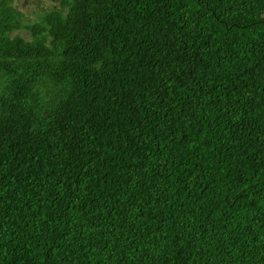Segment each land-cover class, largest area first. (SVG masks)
<instances>
[{
  "label": "trees",
  "instance_id": "16d2710c",
  "mask_svg": "<svg viewBox=\"0 0 264 264\" xmlns=\"http://www.w3.org/2000/svg\"><path fill=\"white\" fill-rule=\"evenodd\" d=\"M0 264H264V0H0Z\"/></svg>",
  "mask_w": 264,
  "mask_h": 264
},
{
  "label": "rangeland",
  "instance_id": "374dc122",
  "mask_svg": "<svg viewBox=\"0 0 264 264\" xmlns=\"http://www.w3.org/2000/svg\"><path fill=\"white\" fill-rule=\"evenodd\" d=\"M59 0H13L15 7L24 12L29 19H38L41 14L58 5ZM28 37L26 32L22 33Z\"/></svg>",
  "mask_w": 264,
  "mask_h": 264
}]
</instances>
